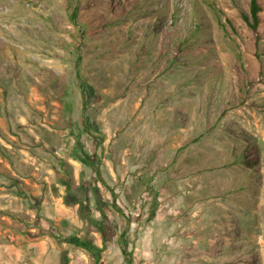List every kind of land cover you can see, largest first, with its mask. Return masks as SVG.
I'll list each match as a JSON object with an SVG mask.
<instances>
[{
	"label": "rangeland",
	"instance_id": "obj_1",
	"mask_svg": "<svg viewBox=\"0 0 264 264\" xmlns=\"http://www.w3.org/2000/svg\"><path fill=\"white\" fill-rule=\"evenodd\" d=\"M259 3L254 31L250 0H0V264L76 237L64 176L131 264H264Z\"/></svg>",
	"mask_w": 264,
	"mask_h": 264
},
{
	"label": "crops",
	"instance_id": "obj_2",
	"mask_svg": "<svg viewBox=\"0 0 264 264\" xmlns=\"http://www.w3.org/2000/svg\"><path fill=\"white\" fill-rule=\"evenodd\" d=\"M60 176V175H59ZM54 186L55 195L61 199L62 208L64 209L63 222H68L67 231L71 229L77 231L74 235L82 243L92 244L99 249V258L92 254L87 249L74 246L70 242L59 245L51 240H38L31 242L28 245V255L26 259L33 260L34 264H128L122 251V244L118 241V234L116 232V224L106 221L105 227L100 229L94 227L91 221H87L82 212L81 201L85 200L86 196L90 197L89 192H81V185L77 179L71 181L68 177H63L57 180ZM86 186L85 182L81 183ZM72 194L67 196V194ZM85 203V202H84ZM65 212H67L65 214ZM148 228H142L140 237L136 241L135 253L139 257L145 258L147 261L155 259V243L154 238H150ZM147 233V237L145 234ZM165 240V239H164ZM142 248V249H141ZM92 254V255H91ZM162 254V253H161ZM161 256V255H160ZM69 258V259H68ZM167 262V257L159 258L158 264Z\"/></svg>",
	"mask_w": 264,
	"mask_h": 264
},
{
	"label": "trees",
	"instance_id": "obj_3",
	"mask_svg": "<svg viewBox=\"0 0 264 264\" xmlns=\"http://www.w3.org/2000/svg\"><path fill=\"white\" fill-rule=\"evenodd\" d=\"M261 12V7H260V3L259 0H250V15L248 14H243V18L244 20L247 22V24L249 25V27L254 30L257 31V27L259 24V13ZM84 95V94H83ZM84 106H85V102H84ZM116 210L123 215V211L117 207L116 205H114ZM69 242H72L74 245L87 249L88 251H90L92 254H94V256H96V259L98 260L99 258V249L97 247H95L92 244H86V243H82L80 240L70 237L68 238ZM123 244V243H122ZM122 251L124 256L127 258L128 260V264H131V261L129 260V255L127 253V249L125 247V244L122 245Z\"/></svg>",
	"mask_w": 264,
	"mask_h": 264
}]
</instances>
